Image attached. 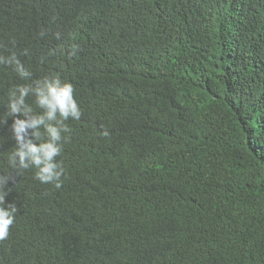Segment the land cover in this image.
<instances>
[{
    "label": "trees",
    "instance_id": "1",
    "mask_svg": "<svg viewBox=\"0 0 264 264\" xmlns=\"http://www.w3.org/2000/svg\"><path fill=\"white\" fill-rule=\"evenodd\" d=\"M12 53L32 75L0 64V264H264V0H0ZM51 76L82 110L60 188L10 164L9 93Z\"/></svg>",
    "mask_w": 264,
    "mask_h": 264
},
{
    "label": "clouds",
    "instance_id": "2",
    "mask_svg": "<svg viewBox=\"0 0 264 264\" xmlns=\"http://www.w3.org/2000/svg\"><path fill=\"white\" fill-rule=\"evenodd\" d=\"M59 37L57 33V39ZM77 47L73 45L70 55L76 54ZM0 64L12 66L21 79H28L32 75L15 53L7 57L0 55ZM29 95L36 97L35 102L43 110L42 113L32 114L33 109L25 103ZM9 97L7 107L9 115L14 117L11 128L16 141L15 150L10 155V164L17 172L35 168L36 180L60 188L65 170L63 162L57 161L56 157L61 155L63 141L67 139L63 134L70 131L65 121L70 118L78 121L82 116V110L74 98L73 85L62 81L59 76H51L35 80L32 84L16 86ZM18 114L25 118L21 119ZM28 129H32V132L29 133ZM102 135L107 137L109 132L105 130ZM8 180V177L0 176V240L8 237L17 212L15 203L5 204L8 192L3 187Z\"/></svg>",
    "mask_w": 264,
    "mask_h": 264
}]
</instances>
